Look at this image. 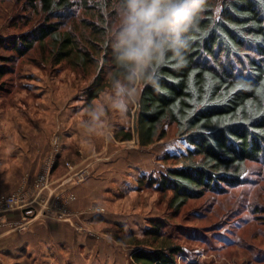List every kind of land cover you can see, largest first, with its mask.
Returning a JSON list of instances; mask_svg holds the SVG:
<instances>
[{
  "label": "rangeland",
  "instance_id": "obj_1",
  "mask_svg": "<svg viewBox=\"0 0 264 264\" xmlns=\"http://www.w3.org/2000/svg\"><path fill=\"white\" fill-rule=\"evenodd\" d=\"M75 1L60 28L80 32L91 15L79 5L85 0ZM47 22L31 0H0V39L6 42ZM49 40L35 42L24 55L1 49L15 61L0 81V139L5 130L14 141L30 138L29 162L22 163L29 174L14 179L19 188L9 193L24 201L16 208L29 222L30 241L14 248L9 263L135 264L129 240L143 239L159 224L160 234L182 248L176 264H264V162H248L239 186L207 191L172 208L173 192L159 191L148 180L179 166L169 154L187 151L176 126L147 147L135 133L132 140H118L120 127L134 130L133 97L118 95L117 85L124 87L118 82L88 101L98 70L57 61ZM132 89L138 93L141 86ZM121 100L128 104L125 114L116 108Z\"/></svg>",
  "mask_w": 264,
  "mask_h": 264
},
{
  "label": "trees",
  "instance_id": "obj_2",
  "mask_svg": "<svg viewBox=\"0 0 264 264\" xmlns=\"http://www.w3.org/2000/svg\"><path fill=\"white\" fill-rule=\"evenodd\" d=\"M92 1L79 4L91 16L78 32L60 28L75 0H31L48 22L11 42L0 39V81L12 72L15 61L2 55V48L24 55L35 42L48 38L57 61L98 70L88 101L118 82L128 90L137 83L142 88L151 79L153 83L140 92L134 130L120 127L115 137L127 141L135 133L138 144L147 147L166 138L168 127L175 125L189 147L169 154L167 158L179 166L149 178L148 184L172 191L169 204L176 210L207 191L223 192L242 184L247 163L264 162V0H207L198 24L184 36L183 59L168 51L138 79L117 58L124 0ZM54 18L56 22H49ZM160 229L155 224L146 231V237L152 238L129 240L136 247L135 264L177 263L182 248L163 237Z\"/></svg>",
  "mask_w": 264,
  "mask_h": 264
},
{
  "label": "clouds",
  "instance_id": "obj_3",
  "mask_svg": "<svg viewBox=\"0 0 264 264\" xmlns=\"http://www.w3.org/2000/svg\"><path fill=\"white\" fill-rule=\"evenodd\" d=\"M206 7L207 0H124L116 36L118 60L128 65L137 79L153 61H162L168 51L182 60L187 48L184 36L198 24ZM151 83L150 79L143 87ZM143 87L137 93L117 85V91L137 103ZM116 108L124 114L129 110L123 100Z\"/></svg>",
  "mask_w": 264,
  "mask_h": 264
},
{
  "label": "crops",
  "instance_id": "obj_4",
  "mask_svg": "<svg viewBox=\"0 0 264 264\" xmlns=\"http://www.w3.org/2000/svg\"><path fill=\"white\" fill-rule=\"evenodd\" d=\"M34 129L38 132L45 130V128L43 130L38 126H35ZM3 136L4 139H0V195L9 194L19 188V182L15 183L13 187L12 181L14 179L19 180V176L22 178V174H29L27 173V169L25 170L23 168L24 164L22 163H28L30 156V150H28V141L30 142V138H22L20 142L14 141L12 133L7 130L3 132ZM34 154L37 156L36 151H34ZM37 171L38 166L36 165L35 172L32 175H35ZM14 173H18L19 175ZM3 180L4 182H2ZM58 181L59 178L53 180L54 183H58ZM4 183L5 185H3ZM28 187L30 186L23 185L21 189ZM23 219V210L20 208L9 210L0 209V264H12L9 263V260H12L11 253L14 252V248L17 249L30 241L29 237L31 234L27 231L29 222H23Z\"/></svg>",
  "mask_w": 264,
  "mask_h": 264
},
{
  "label": "built area",
  "instance_id": "obj_5",
  "mask_svg": "<svg viewBox=\"0 0 264 264\" xmlns=\"http://www.w3.org/2000/svg\"><path fill=\"white\" fill-rule=\"evenodd\" d=\"M57 144V141H56ZM43 180L46 179L45 176L41 177ZM22 199L17 194H4L0 197V209L9 210L16 207L23 206Z\"/></svg>",
  "mask_w": 264,
  "mask_h": 264
}]
</instances>
